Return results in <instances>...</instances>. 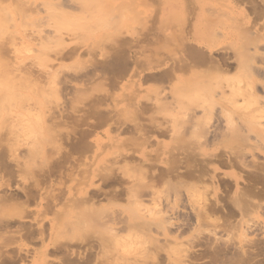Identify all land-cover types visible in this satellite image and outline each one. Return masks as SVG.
Wrapping results in <instances>:
<instances>
[{"label":"rangeland","instance_id":"obj_1","mask_svg":"<svg viewBox=\"0 0 264 264\" xmlns=\"http://www.w3.org/2000/svg\"><path fill=\"white\" fill-rule=\"evenodd\" d=\"M225 2L0 0V196L3 198L4 194L25 188L36 193L35 200L28 203L21 200L16 208L12 207V200L0 197L3 202L0 201V218L11 224L8 227L11 231L7 232V226L0 230L3 258L22 254L23 260L19 257L17 264H68L71 258L68 253L75 248L92 255L93 264H175L169 257L183 263L184 257L179 255L188 251L196 255L194 258L199 256L194 259L196 264H220L212 259L215 254L212 257L210 252L204 251L206 244L202 243L203 236L213 237L216 232L220 240L235 241L240 248L236 251L238 254H230V257L226 253L218 254L224 264H264V229L242 232L240 226L231 229L225 224L228 217L234 221L243 216L246 221L264 219V208L257 205L264 204V194L259 193L264 192L262 180L256 183V192L248 197L246 204L250 206L243 214L234 205L237 184L222 182L224 179L234 181L231 175H238V186L245 190L249 188V181L255 183L251 175L256 170L255 163L264 162V85H257V95L252 93L251 86L255 73L264 80V55L251 57L255 48L248 46L243 36L239 39L236 27L224 34L222 23L209 22ZM208 9L213 10L212 13ZM206 18L210 19L206 21ZM215 31L224 36L219 33L221 38L218 37ZM189 44L210 50L209 53L215 49L217 57L220 51L227 56L230 54L232 64L236 62V65L228 67L229 70L226 68V72L223 67L218 68L217 73L220 70L226 73L224 76L222 71L218 73L219 78L217 73L213 75L214 68L209 74L201 71L208 69V65L203 67V64H195L196 75H192L190 69L180 71V80L172 77L163 83L148 78L153 72L170 69L176 60L188 55ZM260 47L264 48V44ZM260 47V53L264 54ZM116 51L122 53V64L128 61L129 65L119 83L110 86L106 77L116 74L110 75L101 64L102 60L112 61L114 56L119 59ZM241 51L243 56L239 55ZM80 65L89 67L77 75L74 71ZM113 65L117 71L121 67V64ZM205 80L208 84L213 82L211 93L201 92ZM227 84L231 86L228 88ZM222 85H225L224 90ZM104 87L110 89L109 94L101 89ZM224 91L234 97L236 108L230 107L232 104L223 105ZM203 97L207 100L213 97L209 101L211 105L208 102L210 107L203 105L207 103ZM203 106L212 110L207 114ZM193 107L198 110L191 117ZM212 114L213 121L210 120ZM80 115L86 116L87 122L75 119ZM137 124L150 127L151 137L146 145L140 142ZM157 126L164 127L162 135ZM208 126L217 130V138L210 137ZM82 129L89 131L81 133ZM79 135L87 147L75 148ZM68 151V158L61 163L59 158ZM244 154L247 167L240 162ZM125 155L132 163L127 170L119 168L126 162ZM130 155L134 157H128ZM229 155L236 157L232 165L219 161ZM142 156L147 159L144 168L137 164L134 167V162H139ZM189 162L192 166H204L202 179L192 174L198 169L190 170ZM48 168L55 174L51 175V181L45 176ZM167 170L166 178L155 177ZM124 171L123 185L108 182V177L115 174L122 177ZM183 172L186 175L182 177L175 175ZM213 174L220 178L219 189L211 180ZM41 182L44 184H38ZM122 186L128 191L122 200L109 202L103 195ZM143 194L142 200L136 201V197ZM238 196L242 198L241 192ZM91 197H95L99 211L87 208V214L81 216L78 212H83L82 206L91 205ZM216 197L218 205L224 208L218 211L210 208V216L203 214L202 222L196 221L204 205L215 203ZM83 209L86 210L85 206ZM230 209L235 211L232 216L228 213ZM161 211L166 215L162 216ZM21 212L25 215L22 219L19 218ZM93 212L95 216L90 215ZM112 212L119 213L125 220L147 222L132 223L131 227L124 225L120 230L109 221L108 214ZM182 218L191 219V223L179 229L169 226L168 221H182ZM21 223L25 227L29 225L30 229H44L41 231L43 239L37 238L40 234L32 238L19 232L17 228ZM224 227L227 229L222 230ZM109 237H122L124 240L119 242L130 238L135 244L127 253L117 247L119 254H108V250L114 249ZM64 244L70 247H66L69 252L60 251ZM174 250L179 255H174ZM247 253L249 257L244 255Z\"/></svg>","mask_w":264,"mask_h":264},{"label":"bare ground","instance_id":"obj_2","mask_svg":"<svg viewBox=\"0 0 264 264\" xmlns=\"http://www.w3.org/2000/svg\"><path fill=\"white\" fill-rule=\"evenodd\" d=\"M240 2H241V4H240ZM209 8V7H208ZM220 8H222L220 11H217V13H215L214 12V18H212V20H209V22L210 23H215V24H218V23H222L221 25L223 26V33L224 34H226V30H228L229 28H232V27H236V29H237V33H238V36H239V39H241L242 37L241 36H243L244 37V40L246 41V43L248 44V46H252V47H254L253 49L255 50V52H254V54H251V57L252 56H254L253 58L255 59L256 58V56L257 55H264L263 53L261 54L260 53V51H259V47H260V44L261 43H263L264 44V0H226V2L224 3V6L222 5V7L220 6ZM207 10V9H206ZM208 11H209V9H208ZM213 11V10H212ZM212 11H209V12H211L212 13ZM234 11L236 12V13H234ZM210 13V14H211ZM208 15V14H207ZM212 17H213V14H212ZM211 18V17H210ZM210 18H206V21H207V19H210ZM209 23V24H210ZM207 25V24H206ZM212 26H213V28H215V25H213L212 24ZM211 26V27H212ZM210 27V26H209ZM216 27H218V26H216ZM193 29V28H192ZM192 29H190V31L192 30ZM216 30V29H215ZM214 31V30H213ZM217 34H219L220 33V31H215ZM213 33V32H212ZM236 33V34H237ZM191 34V33H190ZM208 34L210 35V32H208ZM216 34V35H217ZM220 34H222V33H220ZM218 35V37L220 36V38H221V35ZM188 35V34H187ZM212 35V34H211ZM210 35V36H211ZM214 36V35H213ZM222 36H224L223 34H222ZM228 37V36H227ZM227 37H225V38H227ZM231 37V36H230ZM236 37V36H235ZM185 38V37H184ZM188 38V37H187ZM213 40H214V38L213 37H211ZM229 38V37H228ZM232 38H234V37H232ZM216 39V38H215ZM186 41H189V40H186ZM216 41V40H215ZM241 42V41H240ZM125 44V43H124ZM247 44H245V45H247ZM207 45V44H206ZM216 45V44H215ZM186 45H184V47H185ZM200 46V45H199ZM209 46H211V45H209L208 44V47ZM188 47V48H187ZM187 52H188V55H184V58L183 57H181L182 59H180V60H176L175 61V63L174 64H172V66H171V68L170 69H165L164 71H162V72H157V73H154L153 72V74H149L148 75V78L149 79H152V78H156V79H158L159 81L160 80H162L163 81V83H165L168 79H171L172 77H173V80L176 78L177 80H180L182 77L180 76V71H183V70H187V69H190V70H192V75L193 74H195L196 75V72H198V70H197V68L195 67V64H203V67L206 65H208V69H206L205 68V70H201V71H204V73H206V74H209V72L212 70L213 71V69L212 68H214L215 70H216V72H213V75L215 74L216 75V73H217V70H218V68L219 69H221L222 67H223V71H224V69H225V71L224 72H226L227 70H226V68H228V67H230L231 65H233V64H235L236 65V62L234 63L233 62V64H232V61L230 60L231 59V55L229 54V56H227L225 53H223V52H221L220 51V53H218V57L215 55L216 53V51L214 52V50L213 51H211V52H213V53H209V51H205V50H202V49H199V47H197L196 45H193V44H189V45H187ZM201 47V46H200ZM243 47V46H242ZM245 47V46H244ZM247 47V46H246ZM183 48V47H182ZM202 48H204V47H202ZM205 48H207L206 46H205ZM231 47H229V49H230ZM260 48H262V47H260ZM232 49V48H231ZM245 49H247L248 50V48H245ZM245 49H244V51H245ZM262 49H264V48H262ZM211 50H212V48H211ZM222 50V49H221ZM226 50V49H225ZM232 50H234L235 51V49H232ZM73 50H70V52H72ZM125 51V50H124ZM123 51V52H124ZM185 51V50H184ZM219 51V50H218ZM223 51V50H222ZM233 52V51H232ZM239 52V51H238ZM246 52H250V51H246ZM118 53V57H120L119 59L118 58H116L115 56L114 57H112L111 55V57L112 58H115V59H113L112 61H108L107 60V62H105V61H103L102 60V64H101V68L103 69V70H108V73L110 72V75L112 74V72L114 73V74H118L119 72H121V73H119L118 74V76H113V74H112V76H110V77H106V82H107V84L108 85H113V86H115L116 84H118L119 83V78L121 77V76H123L122 74H124L125 72H126V70L128 69V61H126L127 63L125 64V60H127V59H125L124 58V64H122V59H123V56H121L122 55V53L121 52H118V51H116V53L115 54H117ZM125 53V52H124ZM127 53V52H126ZM125 53V54H126ZM215 53V54H214ZM227 53V52H226ZM228 53H230L229 51H228ZM248 53L246 54V55H248ZM69 54V53H68ZM121 54V55H120ZM232 54V53H231ZM234 54H236V53H234ZM234 54H233V58H234ZM124 55V54H123ZM240 56L242 55L243 56V51H241L240 52V54H239ZM127 56H128V54H127ZM130 56V55H129ZM235 57H236V55H235ZM259 57V56H258ZM106 58H107V56H106ZM108 58H110V57H108ZM130 58V57H129ZM117 59V61L116 62H113V61H115ZM236 59V58H235ZM235 59H232V60H234L235 61ZM104 60H105V58H104ZM98 63V62H97ZM113 63H117V65L119 64H121V67L123 68V65H124V68H123V70H121V67H120V69L118 68V71L116 70V67L114 68L113 66ZM130 63H132V62H130ZM104 64V65H103ZM254 64H256L255 62H254ZM89 66H87V67H85V68H83L82 67V65H80L79 66V68L78 69H76L74 72H75V74H80V73H82L83 71H85L86 70V68H88ZM130 67V66H129ZM258 67V66H257ZM91 68V67H90ZM211 68V69H210ZM217 68V69H216ZM110 69V70H109ZM114 69L116 70V73L114 72ZM124 69H125V71H124ZM256 69V68H255ZM254 69V70H255ZM112 70V71H111ZM228 70H229V68H228ZM232 70V69H231ZM258 70V69H257ZM90 71V70H89ZM88 71V72H89ZM187 71H189V70H187ZM187 71H185V72H187ZM219 71V70H218ZM221 71L222 70H220V72H218V73H221ZM223 71H222V73L221 74H223ZM261 71V70H260ZM92 72H93V70H92ZM91 72V73H92ZM228 72H231V71H228ZM227 72V74H230V73H228ZM255 72H257L256 70H255ZM263 72H264V66H263ZM217 73V76H218V78L220 77V75ZM258 73V72H257ZM260 73V72H259ZM126 74V73H125ZM148 74V73H147ZM185 74H187V73H185ZM263 74V73H262ZM211 75V74H210ZM209 75V76H210ZM214 75V76H215ZM224 75H226V73L225 74H223L222 76H224ZM256 75H259V74H254V76H253V78H252V80L253 81H251V86H252V93L254 94V95H257L256 94V89L258 88L257 87V85L259 84V83H261L262 85H264V80H262L261 79V77L259 78L258 76H256ZM147 76V75H146ZM221 76V77H222ZM228 76V75H227ZM186 77V76H185ZM263 77V76H262ZM190 78V77H189ZM215 78V77H214ZM217 78V77H216ZM264 78V77H263ZM164 80H166V81H164ZM172 80V81H173ZM214 80V79H213ZM103 81V80H102ZM162 81L160 82V83H162ZM168 81H170V80H168ZM171 81V82H172ZM206 81V80H205ZM105 82V81H104ZM104 82H102V83H104ZM179 82V81H178ZM180 83V82H179ZM191 83H192V81H191ZM190 83V84H191ZM203 83V84H202ZM202 83H200V84H202V86L200 87V89H201V92H202V94L204 93V94H208L207 92H212V91H209L210 89H212L211 87L213 86V84H211V83H213V82H209V84H211V85H209L208 83H207V81L206 82H204V81H202ZM187 86V85H186ZM189 86V85H188ZM225 85H222L221 86V88H223ZM229 85L227 84V87H228ZM231 86V85H230ZM229 86V87H230ZM210 87V88H209ZM227 87H225V88H227ZM228 87V88H229ZM232 90L234 91V85L232 86ZM261 88V87H260ZM264 88V87H263ZM95 89H97V87H95ZM102 90H104L105 92H106V94H109L110 93V89L108 88V87H104V88H101ZM215 89V88H214ZM259 89V88H258ZM202 90H204V91H202ZM223 90H224V88H223ZM226 91V90H225ZM224 91V92H225ZM168 92V91H167ZM170 92V91H169ZM217 92H219V91H217ZM220 92H222V91H220ZM171 93V92H170ZM258 93H260V92H258ZM164 94V93H163ZM191 94V93H190ZM225 94L226 95H228L229 94V92H228V94L225 92ZM233 94H234V92H233ZM169 95H171V94H169ZM219 95V94H218ZM223 95V94H222ZM225 95V97H222V98H224L223 99V105H225V104H229V106L232 104L233 106H230V107H235L236 106V102L235 101H233V99H234V97H233V99H232V95H228V96H226ZM261 95V94H260ZM259 95V96H260ZM191 96V95H190ZM193 96V95H192ZM205 96V95H204ZM209 96H212L211 94H209ZM224 96V95H223ZM164 98L163 99H166L165 98V94H164V96H163ZM214 97V96H213ZM213 97L211 98V99H213ZM204 99H206L205 100V102H207V103H205V104H203V105H207L208 104V102L209 101H211V99L210 100H207V97H203ZM173 99V98H172ZM167 100H168V98H167ZM214 100H216V99H214ZM226 100H227V102L228 103H226ZM237 100V99H236ZM238 101V100H237ZM172 102H173V100H172ZM171 102V104H174V103H172ZM175 102V101H174ZM210 103V102H209ZM261 103V102H260ZM210 105H211V103H210ZM210 105L208 104V106L210 107ZM205 107V106H203V108H204V110H207V114H208V112L210 111V110H212V109H210L209 107ZM147 107L149 108V106L147 105ZM225 106H223V108H224ZM237 107V106H236ZM235 107V108H236ZM147 108V109H148ZM139 109V108H138ZM210 109V110H209ZM217 110H218V107L216 108ZM221 109V108H220ZM95 110V109H94ZM97 110V109H96ZM198 109L196 108V107H193L192 109H191V117H193L192 116V114H195L196 113V111H197ZM203 110V111H204ZM225 110L227 111V109L225 108ZM261 110H263V109H261ZM98 111H101V110H98ZM220 110H218V112H219ZM228 111H232V110H228ZM92 112V111H91ZM95 112V111H94ZM106 112V111H105ZM104 112V113H105ZM221 112V111H220ZM219 112V113H220ZM264 112V111H263ZM104 113H103V115H104ZM219 113H217V114H219ZM97 115V114H96ZM64 115H63V112L61 113V117H63ZM99 116V115H98ZM107 117H108V115H106ZM197 116V115H196ZM214 116H216L215 114H214ZM221 116V115H220ZM88 117V116H87ZM212 117H213V114L210 116V120H212L213 121V119H212ZM221 117H223V116H221ZM221 117H220V119H221ZM96 118H98V117H96ZM195 118V117H194ZM193 118V119H194ZM201 118V117H200ZM75 119H78V121L79 122H87L86 121V116L84 117L83 115H80V116H78V117H76ZM108 119V118H107ZM109 119H111V118H109ZM215 119V118H214ZM217 119V118H216ZM219 119V118H218ZM219 119V120H220ZM63 121H64V119H62ZM88 120V119H87ZM99 120H100V118H99ZM104 120V119H103ZM221 120H224L223 118L221 119ZM220 120V122L222 123L223 121H221ZM106 121V120H105ZM108 121V120H107ZM220 122H218V123H220ZM261 122V121H260ZM105 123V122H104ZM217 123V124H218ZM94 124V123H93ZM93 124H91V125H93ZM96 126L98 125V123L97 124H95ZM215 125V124H214ZM94 126V125H93ZM263 126V125H262ZM117 127V126H116ZM118 127H119V125H118ZM163 127V126H162ZM162 127H159V128H161V130H162ZM209 127V126H208ZM211 127V126H210ZM210 127L209 128H206V129H208L207 130V133L209 134L210 133V137H211V135H214L215 137H216V131H214V129H210ZM221 127V126H220ZM264 127V126H263ZM130 128V127H129ZM128 127L126 128L127 130H134L135 129V126H133L132 128H134V129H129ZM150 128V127H149ZM148 128V129H149ZM157 128H158V126H157ZM158 128V129H159ZM164 128V127H163ZM212 128H213V123H212ZM219 128V127H218ZM89 129V128H88ZM88 129H82V132L81 133H86V132H88L89 130ZM137 129H138V132H139V136H141V144L143 145L144 143H145V145H146V143L148 144V142L150 141V139H149V137H151V135H149L148 134V132H149V130L147 129V128H145L144 127V125H139V124H137ZM137 129L135 130V131H137ZM166 129V128H165ZM221 129V128H220ZM120 130V129H119ZM160 130V133H161V135L163 134V130L161 131ZM121 131V130H120ZM135 131H134V133H135ZM152 131H154L155 132V130L153 129ZM129 132V131H128ZM132 132V131H131ZM218 132H219V130H218ZM206 133V134H207ZM220 133V132H219ZM207 134V135H208ZM225 134V131H224V133L222 134V135H224ZM80 136V135H79ZM82 136V135H81ZM79 137V139L80 138H83V137ZM214 136H212V137H214ZM220 137H221V135H220ZM78 138V137H77ZM217 138V137H216ZM82 140V141H81ZM214 140V139H213ZM76 141V140H75ZM76 146H75V148H83V147H87V143L86 142H84V140L83 139H80V140H77L75 143H74ZM85 145V146H84ZM240 152V151H239ZM246 153V152H245ZM246 154H244V156H245ZM68 156H69V151L68 152H65L64 154H62L61 155V157L59 158L60 159V161H61V163L64 161V160H66L67 158H68ZM243 156V158H242V160H240V162L244 165V166H248V163L246 162V156L244 157ZM128 157H134L133 155H130V156H128ZM126 160L127 159V155H125L124 157H123V160ZM145 161H147V159H146V157H144V156H142V159L139 161V162H134L135 164H134V167H136V164L139 166H141V167H143V166H145ZM219 161H221V163L222 164H228V165H232L235 161H236V157L234 158V157H232V156H227L226 158H223V157H221V158H219ZM125 162V161H124ZM131 161L130 160H126V162L125 163H123V165L122 166H119V168L120 169H128V168H130L131 166H132V163H130ZM199 164V163H198ZM197 164V165H198ZM188 165H190V162L188 163ZM139 166V167H140ZM192 165H190V170L192 169V171L194 170V168H196V170L198 169V171H196L197 173H192V174H196V177L198 176V177H200L201 179L205 176L204 174H205V168H204V166L203 165H201V166H192ZM144 168V167H143ZM215 168H218V166H215ZM255 168H256V170L251 174L252 175V179L255 181V183H251L250 181H249V186H247V187H249V188H252V189H249V188H247V189H245V190H243V189H241L239 186H238V178H239V176L238 175H235V174H232L231 176L233 177V179H234V181H230V179L229 180H223L222 182H223V184H226V185H231V184H233V183H235V184H237V191H236V193H235V198L233 199L234 200V205L236 206V208L241 212V214H243V212L246 210V209H248L249 207L248 206H250V204H246L249 200H248V197L251 195V194H253L252 192H256V189L255 188H257L258 186L256 185V183L259 181V180H262L263 182H264V162H261V163H255ZM195 171V170H194ZM193 171V172H194ZM55 172V171H54ZM62 172V171H61ZM168 170L166 171V172H162V173H159L158 175H156L155 177L156 178H158L159 180H161L163 177L164 178H166L165 176H168ZM45 173V172H44ZM124 174H123V176L122 177H119V176H117L116 174L115 175H111L110 177H108L107 178V180H108V182H110V183H112V184H121V185H123L124 184V175L126 176V171H124L123 172ZM191 173V172H190ZM189 173V174H190ZM47 174V173H46ZM45 174V176H47L48 178H49V181H51L50 179L52 178L51 177V175H53V170L52 169H50V168H48V174L46 175ZM109 174H110V172H109ZM112 174V173H111ZM192 174H190V176L192 175ZM55 175V174H54ZM53 175V176H54ZM58 175V174H57ZM175 175L176 176H184V175H186V173L184 174V172L183 173H175ZM192 176H194V175H192ZM197 177V178H198ZM231 177V178H232ZM241 177V176H240ZM4 177H1V179H3ZM42 178V177H41ZM43 178H44V176H43ZM59 179L60 178H62L61 176L60 177H58ZM161 178V179H160ZM199 178V179H200ZM200 179V180H201ZM44 179H42V181H43ZM55 180H56V178H55ZM211 180H212V182L214 183V187L216 188V189H219L220 188V178H218V176L216 175V174H213L212 176H211ZM40 181V180H39ZM46 181V180H45ZM43 182H41V183H38V184H42ZM4 184V183H3ZM44 184V183H43ZM37 185V184H36ZM33 186V185H32ZM37 187V186H36ZM37 189V188H36ZM38 189H40V188H38ZM22 190V189H21ZM41 190V189H40ZM18 192H11V193H13V194H8V195H5L4 194V197L3 198H6V199H10V200H12L11 202H12V204H13V206L12 205H10V206H12L13 208H16L17 206H19V205H21L20 203H22V201L21 200H23V201H27V203L28 202H30L33 198H34V200H35V196H36V193H35V191L34 190H29V189H27L26 190V188L24 189V190H22V191H19V190H17ZM130 191V190H129ZM38 192H40V191H38ZM239 192H241V195H242V198L240 197V196H238V193ZM259 193H261V194H264V192H260L259 191ZM100 195H102V194H99L98 196H100ZM104 196H106L108 199H109V202L111 201V202H113V201H119L120 199L122 200V198H124L126 195H128V191L122 186L121 188H119V187H117L116 189H114L113 191H111V192H109V193H107V192H105V194H103ZM142 196H144V194L143 195H140L139 197L137 196L136 197V201H138V202H140L141 200H142ZM217 196V195H216ZM1 197V199H3L2 198V196H0ZM101 197V196H100ZM99 197V198H100ZM105 197V198H106ZM106 198V199H107ZM128 198L130 199V196H128ZM0 199V201L2 202V200ZM5 199V200H6ZM91 199L93 200L92 201V203H91V205H88V206H86V205H84L85 206V208H86V210H84L83 209V207L84 206H82L81 208V210H83V212L82 211H80V212H78L81 216H84V215H86L87 213L85 212V211H87L88 209L87 208H89L90 209V211H93V209H96L95 211H99V209L97 208V205H96V200H95V197H91ZM4 200V199H3ZM8 200H6V202L8 201ZM3 203V202H2ZM6 204H8V203H6ZM11 204V203H10ZM23 204H24V202H23ZM9 205V204H8ZM257 205L259 206V207H262V208H264V204H262V203H257ZM15 206V207H14ZM11 208V207H10ZM210 208H212V209H216L217 211H218V209L219 210H222V208H224L223 206H219L218 205V199H217V197H216V201H215V203H211L210 205H207V204H205L204 205V209H202V211H198L197 213H198V215H197V220L196 221H198L199 223H201L202 222V220H200L202 217H201V215H203L204 214V216H210L209 215V213H210ZM23 213L24 212H21V213H19V215H20V217L19 218H23L24 216H23ZM96 212H93V213H91L90 215L92 216V215H96L95 214ZM98 213V212H97ZM161 213V215L162 216H164V215H166V213L164 212V211H161L160 212ZM196 213V214H197ZM231 216H232V214H234L235 213V211L233 210V209H230V211L228 212ZM184 214V213H183ZM188 214V213H187ZM13 214H12V212H11V216H12ZM185 215V214H184ZM192 215V214H191ZM190 215V216H191ZM108 216L110 217V219H109V221H110V223H113L114 225H115V227L117 228V229H120V228H122V227H124V225H126V226H129V227H131L130 225H132V223H146L147 221L146 220H125L124 219V217H122V216H120L119 215V213H117V212H112V213H109L108 214ZM186 216V215H185ZM184 217V216H183ZM187 217V216H186ZM226 217V216H225ZM194 218V217H193ZM258 218V217H257ZM252 219V220H250V221H246V219L244 218V216H243V218H241V219H239V220H231L230 219V217H228V218H226L227 220H226V223L225 224H229V226H230V228L232 229L233 227L234 228H237V227H239L240 226V229H241V231L242 232H247V231H255V230H261L262 231V229H264V219L263 220H260L259 218H261V217H259L258 219ZM183 219V218H182ZM164 221V220H163ZM10 222L7 220H4L2 217L0 218V230H1V228L2 227H4V226H7L6 228H7V232H9V231H11L10 229H8V227L11 225V224H9ZM26 223V222H25ZM191 223V219H183L182 221H168V224H169V226H176V227H178V229L179 228H184L185 226H187L188 224H190ZM135 225V224H134ZM29 226V225H28ZM25 227L22 223L20 224V225H18V228H17V230L19 231V232H23V233H25V235L27 236V234H28V236L27 237H30V236H32V238H33V235H36V234H40L39 235V237H37V238H39V239H43V234L44 233H42L41 231L43 230L44 231V229H37V230H40V232L39 231H37V230H35V229H30L29 227ZM114 227V228H115ZM168 227V226H167ZM40 228H42V225H40ZM3 229V228H2ZM227 228L226 227H224L222 230H226ZM230 229V230H231ZM9 230V231H8ZM121 230V229H120ZM215 233V236H203L202 237V240L204 241V242H202V243H205L206 245V249L204 250V251H206L207 253H211V255L213 254H215L214 256H215V258L213 257V255H212V259H216V260H214V262L216 261L217 263H223L222 262V259L221 258H219L220 257V255H218V254H224V253H226V254H229V257H230V254H235L236 253V251L238 250V249H240V248H238L239 246L236 244V242L235 241H232V240H220V238L216 235L217 233L216 232H214ZM38 236V235H37ZM25 237V236H24ZM36 238V237H35ZM82 239V238H81ZM109 239L111 240V241H113L114 242V249H110V250H108V254H113L114 252H116V254H119V251H118V249L119 248H117V247H120L121 249H122V252L123 253H127V252H129V251H131L130 250V248H132L133 249V246H134V244H135V242L134 241H132L130 238H128V239H126V241H124V242H119V240H124L122 237H112V238H110L109 237ZM127 240H130V242H128ZM67 244H64V245H62L61 247H60V251H62L63 249H64V253H65V251H67L70 247H67L66 246ZM68 249H67V248ZM109 248H111V247H109ZM205 248V247H204ZM203 248V249H204ZM71 251V253L69 252V250H68V254H69V256H71V258H69V260H68V264H93V263H91L92 261V255H86V253H84L83 251H81L80 249H76L75 250V248H71L70 249ZM211 250V251H210ZM176 250H174V255H177L178 254V252H177V254H176V252H175ZM118 252V253H117ZM196 252V251H195ZM194 252V253H195ZM241 252H243V251H241ZM183 253V252H182ZM181 253V255H183V256H181V255H179V257H184V259H183V263H185V264H196V260H194V259H196V258H198V257H196V258H194L196 255H192L191 253H193V252H186L185 251V254L183 253L182 254ZM199 253V255H200V252H198ZM246 253V252H245ZM249 253V252H248ZM248 253L247 254H244V255H247L248 256ZM250 253H252V252H250ZM67 254V253H66ZM225 254V255H226ZM236 254H238V253H236ZM253 254V253H252ZM209 255V254H208ZM210 255V256H211ZM224 255V256H225ZM21 256H22V254H21ZM20 255L18 256V255H10V259H9V257L7 258V256H4V258H3V253H1L0 254V264H17L18 262V260H19V257L21 258V260H23V258L21 257ZM72 256H74V258L72 257ZM92 256V257H91ZM194 256V257H193ZM203 256V255H202ZM217 256H219V257H217ZM233 256V255H232ZM238 256V255H237ZM236 256V257H237ZM6 257V258H5ZM222 257V256H221ZM234 257H235V255H234ZM245 257V256H244ZM249 257V256H248ZM92 258V259H91ZM170 258V261L171 262H174L175 264H183L182 263V261H179L178 259H174L173 257H169ZM252 258V256L250 257V259ZM229 259V258H228ZM249 258H247V259H245V260H248ZM115 260V259H114ZM224 260V259H223ZM244 260V259H243ZM255 261V260H254ZM254 261H252L253 263H254ZM17 262V263H16ZM23 261H21V263H22ZM155 262V261H154ZM224 262H226V261H224ZM209 263V262H208ZM230 263V262H229ZM229 263H227V264H229ZM22 264H24V262L22 263ZM67 264V263H66ZM141 264H144V263H141ZM145 264H150V263H145ZM156 264H159V263H156ZM160 264H163V263H160ZM212 264H213V262H212ZM224 264V263H223ZM226 264V263H225Z\"/></svg>","mask_w":264,"mask_h":264}]
</instances>
